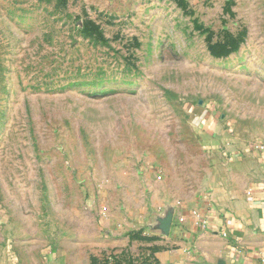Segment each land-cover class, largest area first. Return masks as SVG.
I'll return each instance as SVG.
<instances>
[{
    "label": "rangeland",
    "instance_id": "1",
    "mask_svg": "<svg viewBox=\"0 0 264 264\" xmlns=\"http://www.w3.org/2000/svg\"><path fill=\"white\" fill-rule=\"evenodd\" d=\"M211 122L264 143V0H0V264H147L105 219L192 197Z\"/></svg>",
    "mask_w": 264,
    "mask_h": 264
},
{
    "label": "crops",
    "instance_id": "2",
    "mask_svg": "<svg viewBox=\"0 0 264 264\" xmlns=\"http://www.w3.org/2000/svg\"><path fill=\"white\" fill-rule=\"evenodd\" d=\"M217 127L213 122L209 125L214 131V137L210 136L212 166L192 197L163 204L155 198L148 200L136 170L134 219H105L107 229L116 235L127 224L132 229L135 226V237L147 239L141 246L135 244L147 264H264V143L259 149L258 144L238 146L236 138L219 135ZM168 206L175 207L176 215L182 208L184 222L177 223L168 236L148 231L150 213ZM193 210L206 219L205 228L197 224ZM131 235L133 232L125 239L130 240ZM60 257L59 252L51 251L46 259L49 264H59Z\"/></svg>",
    "mask_w": 264,
    "mask_h": 264
},
{
    "label": "built area",
    "instance_id": "3",
    "mask_svg": "<svg viewBox=\"0 0 264 264\" xmlns=\"http://www.w3.org/2000/svg\"><path fill=\"white\" fill-rule=\"evenodd\" d=\"M257 148L258 149L262 148V145L258 144ZM204 198H208V195L205 194ZM178 205L180 206V203H178ZM181 209H179L178 215L175 214V207L173 206H168L163 211L153 214L146 226L147 230L150 232L156 233L158 235H161V236H168L172 228L177 227L178 225L177 223L182 224L185 220L182 211H180ZM192 212L198 217L197 224L205 228L206 219L203 218L200 213L198 214L197 210H193ZM168 215L171 216V221H170L169 229L166 230L164 221L166 220ZM223 235H226V234H223Z\"/></svg>",
    "mask_w": 264,
    "mask_h": 264
},
{
    "label": "water",
    "instance_id": "4",
    "mask_svg": "<svg viewBox=\"0 0 264 264\" xmlns=\"http://www.w3.org/2000/svg\"><path fill=\"white\" fill-rule=\"evenodd\" d=\"M170 221H171V216L168 215V217H167L166 220L164 221V224H165V228H166V230L169 229Z\"/></svg>",
    "mask_w": 264,
    "mask_h": 264
}]
</instances>
